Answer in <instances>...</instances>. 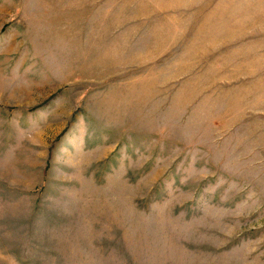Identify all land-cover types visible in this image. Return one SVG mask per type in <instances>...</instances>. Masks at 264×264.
<instances>
[{
  "label": "rangeland",
  "instance_id": "374dc122",
  "mask_svg": "<svg viewBox=\"0 0 264 264\" xmlns=\"http://www.w3.org/2000/svg\"><path fill=\"white\" fill-rule=\"evenodd\" d=\"M0 264H264V0H0Z\"/></svg>",
  "mask_w": 264,
  "mask_h": 264
}]
</instances>
